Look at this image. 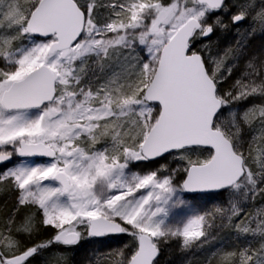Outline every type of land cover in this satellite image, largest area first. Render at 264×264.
Masks as SVG:
<instances>
[{"label": "snow or ice", "instance_id": "6c2138e0", "mask_svg": "<svg viewBox=\"0 0 264 264\" xmlns=\"http://www.w3.org/2000/svg\"><path fill=\"white\" fill-rule=\"evenodd\" d=\"M257 34L264 0H0V264L121 237L97 264H159L223 230L206 264H264Z\"/></svg>", "mask_w": 264, "mask_h": 264}, {"label": "rangeland", "instance_id": "374dc122", "mask_svg": "<svg viewBox=\"0 0 264 264\" xmlns=\"http://www.w3.org/2000/svg\"><path fill=\"white\" fill-rule=\"evenodd\" d=\"M257 34L255 37H257ZM254 38V37H253ZM235 37L231 38L230 42L223 46L234 43ZM222 46V44H221ZM222 46V47H223ZM255 51V50H254ZM253 51V52H254ZM215 52V49H214ZM249 53L245 50V56L247 57H259L264 55V42L257 51ZM243 70V63H239L238 70ZM135 170V169H134ZM7 202L8 207L11 208L13 202V194L7 191L0 190V207ZM260 204H264V200L257 197L254 203L249 202L247 208L252 210L254 207H258ZM211 207V205H208ZM127 237L121 238H109L106 239L104 244L97 243L94 239H84L80 241L76 246L66 252L68 264H97L98 260H102L105 253L110 249H115L122 246L127 242ZM241 241H236L234 235L230 230H223L217 233V239L204 249H193L190 251H182L177 241H172L168 245L164 246L159 256V264H206V260L211 256L213 252L223 250L231 251L233 246Z\"/></svg>", "mask_w": 264, "mask_h": 264}, {"label": "trees", "instance_id": "16d2710c", "mask_svg": "<svg viewBox=\"0 0 264 264\" xmlns=\"http://www.w3.org/2000/svg\"><path fill=\"white\" fill-rule=\"evenodd\" d=\"M232 37H233V35H230V36H228V37L225 38L222 35L221 37H219L220 44H222V46L225 45L226 43L230 42V40H231ZM215 39H217V38L214 37V40ZM263 42H264V36L258 35L257 37H254V38L252 37V38L249 39V41L247 43L246 49L249 51V53H252L254 50L257 51V49L260 46H262Z\"/></svg>", "mask_w": 264, "mask_h": 264}]
</instances>
